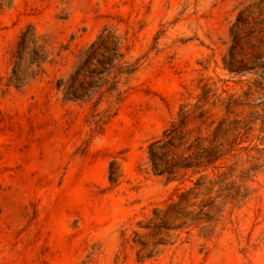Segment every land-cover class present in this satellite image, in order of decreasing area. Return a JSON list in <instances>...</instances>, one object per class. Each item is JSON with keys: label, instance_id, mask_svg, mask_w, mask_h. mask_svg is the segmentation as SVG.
<instances>
[{"label": "rangeland", "instance_id": "1", "mask_svg": "<svg viewBox=\"0 0 264 264\" xmlns=\"http://www.w3.org/2000/svg\"><path fill=\"white\" fill-rule=\"evenodd\" d=\"M0 264H264V0H0Z\"/></svg>", "mask_w": 264, "mask_h": 264}, {"label": "trees", "instance_id": "2", "mask_svg": "<svg viewBox=\"0 0 264 264\" xmlns=\"http://www.w3.org/2000/svg\"><path fill=\"white\" fill-rule=\"evenodd\" d=\"M166 170L172 172L173 171L172 170V165H170L169 167H166ZM162 171H164V170H162Z\"/></svg>", "mask_w": 264, "mask_h": 264}]
</instances>
